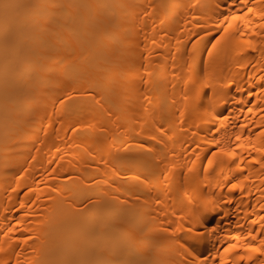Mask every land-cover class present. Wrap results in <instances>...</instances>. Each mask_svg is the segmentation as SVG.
Here are the masks:
<instances>
[{"label": "bare ground", "instance_id": "6f19581e", "mask_svg": "<svg viewBox=\"0 0 264 264\" xmlns=\"http://www.w3.org/2000/svg\"><path fill=\"white\" fill-rule=\"evenodd\" d=\"M0 264H264V0H0Z\"/></svg>", "mask_w": 264, "mask_h": 264}]
</instances>
